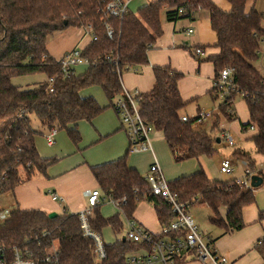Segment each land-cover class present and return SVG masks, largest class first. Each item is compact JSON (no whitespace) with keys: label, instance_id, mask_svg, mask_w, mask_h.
Here are the masks:
<instances>
[{"label":"trees","instance_id":"16d2710c","mask_svg":"<svg viewBox=\"0 0 264 264\" xmlns=\"http://www.w3.org/2000/svg\"><path fill=\"white\" fill-rule=\"evenodd\" d=\"M108 1L0 0V192L12 191L35 171L45 173L54 161L43 158L36 150L34 137L40 131L31 127V114L42 126L65 129L73 142H78V131L69 125L91 121L104 110L93 96H83L81 92L100 87L114 109L115 101L123 96V71L148 63L147 51L162 33L161 16L167 20L192 17V11L200 9L209 14L217 51L202 59L198 56L201 54L192 55L212 63L213 83L223 68L231 67L237 90L222 99L220 87L212 85L209 94L212 100L219 98L218 112L209 129L200 128L197 116L181 119L186 102L180 95L178 81L183 73L168 65L155 66L152 88L139 93V113L146 123L162 132L174 161L179 162L211 156L217 151L216 139L220 142L224 136H216L213 130L218 128L221 117L237 118L233 101L240 95L249 115L241 127L246 130L253 126L250 139L256 151L264 153V74L254 66L260 39L264 37V13L255 10L253 3L248 8L249 0H227L228 11L212 0H151L136 13L127 10L122 16H114L103 11ZM86 24L91 25L95 36L81 49L89 64L79 73L72 68V73L65 76L59 61L48 54L47 40L54 32ZM200 48L203 53L204 48ZM38 72H43L46 79L34 88L22 89L12 82L17 75ZM49 77H53L52 92L47 89ZM233 155L245 159L252 170L254 164L246 152L235 149ZM126 156L90 166L100 193L119 202L125 197L119 208L127 218L132 217L140 201L146 200L153 205L161 225H168L174 218L170 206L152 193L148 180L128 165ZM168 187L182 202L192 206L198 201L207 206L210 224L223 232L242 228V208L254 202L253 188L239 185L236 179L210 178L203 169L169 180ZM99 207L93 208L91 227L98 232L109 227L113 233H120L124 224L118 213L104 217ZM221 208L226 209L224 216ZM48 213L13 208L0 223V247L26 250L28 256L36 259L55 246L57 264H126V254L140 246L127 239H115L104 244L105 257L95 262L93 241L82 235L77 214L64 211L49 217ZM256 247L264 257V236Z\"/></svg>","mask_w":264,"mask_h":264},{"label":"crops","instance_id":"0c3cea01","mask_svg":"<svg viewBox=\"0 0 264 264\" xmlns=\"http://www.w3.org/2000/svg\"><path fill=\"white\" fill-rule=\"evenodd\" d=\"M149 1L128 0L127 9L129 10L131 5L138 8ZM212 1L225 11L230 9V3L227 0ZM250 6L251 3L249 2L248 8ZM189 27L193 29L191 33L186 32V29ZM161 28V35L156 38L151 48L147 51L148 63L131 66L124 70L121 75V84L129 91L137 89L139 92H147L152 88L154 83L153 67L168 65L172 69L183 73V76L178 81V89L182 99L186 102L185 107L191 106V117L196 116L201 109L205 108V106H201L198 103V100L204 96H210L209 91L213 85L214 78L212 63L207 60L199 61L198 58L192 55L196 46L204 48V52L198 55L200 59L217 51V48L214 46L216 43V33L211 27L209 14L206 10L200 9L194 17L181 16L174 20H167L162 15ZM69 30H71V34L56 36L47 42L46 48L48 54L56 60L60 59L64 53L74 47L83 48L92 39L91 33L84 26L82 28L76 27V29L69 27ZM83 69H85V65H76V73L83 71ZM93 89L95 87H88L81 94L83 96L91 95L94 97ZM240 105L244 109L243 116H241L239 109L233 101L237 118L232 120L235 122L232 124V128L235 129L242 139L250 138L254 133V128L242 129L241 124L248 120L249 115L243 100ZM182 115H188L187 111L182 113ZM203 122L200 125H203ZM73 127L79 133L78 142H73L65 129H56L52 144H48L46 140L52 128L41 127L43 130L47 129L44 137L46 145L52 149L46 150L43 148L39 137L40 135L43 136V131L39 130V134L34 137L36 150L43 158H53L54 161L47 166L45 173L35 171L30 179L22 182L12 191H9L12 196V201L8 202L9 208L19 207L20 209H40L45 212L55 211L58 213V211H65L76 213L86 205L83 191L87 189H99L90 171V166L127 155L128 165L137 169L138 172L143 171L140 168L138 160L128 150L129 141L127 133L114 109L103 110L91 121L81 120L75 126L69 125L68 128ZM57 130H65L71 142L61 132L57 133ZM159 132L157 144L162 139L169 156L173 159L162 132ZM221 134L222 136L224 134L231 135L225 130ZM155 138V135L150 136L152 149L145 150L151 154V162L146 167V174L151 163L156 162L159 165L160 159L157 153H155L153 146ZM233 141L235 143L234 138ZM247 154L254 164L252 175L257 174L261 176L263 181L259 186L253 187L254 202L242 208L241 213L244 226L238 230H229L227 232H223L222 229L216 227L217 231L213 236L208 234L213 240L215 248L227 258L228 264H264V257L256 247L257 241L264 236V153L255 151L254 154ZM232 157V172L230 173L234 171L235 162L233 160L235 158L238 159V157L233 156V153ZM196 159H201V156ZM239 159L241 161L244 160L243 158ZM204 168L202 164H199L193 172L203 169L208 177L215 179L205 166ZM183 175L185 174L179 176ZM243 176L244 173L239 177H232V179H239ZM50 193H56L59 199L53 200ZM148 203L142 202V205H140V201L133 211L131 218L145 230L157 234L161 231L162 225L156 216L154 207L148 206ZM225 212V208L220 209V213L223 216ZM123 224H125L124 220ZM115 235H117L116 239H120L123 238L124 234L122 232ZM177 264L203 263L189 260Z\"/></svg>","mask_w":264,"mask_h":264},{"label":"built area","instance_id":"2783aa9c","mask_svg":"<svg viewBox=\"0 0 264 264\" xmlns=\"http://www.w3.org/2000/svg\"><path fill=\"white\" fill-rule=\"evenodd\" d=\"M128 0H109L103 7L108 15L122 16L127 9ZM182 10L179 9V12ZM192 11V17L195 16ZM84 28L91 33V25L86 24ZM191 27L186 29L191 33ZM111 30L108 31V35ZM92 35V34H91ZM95 39V36H92ZM81 49L74 47L67 51L60 59L61 71L65 76L72 73V68L76 65H88L89 60L81 55ZM196 54H202L200 47L194 49ZM257 61L260 63L261 70L264 72V37L260 39V46L257 50ZM232 68H223L214 79V85L221 89V98H225L232 91H236V85L232 80ZM122 85V84H121ZM47 89L53 91V77L47 78ZM122 98L115 101L114 110L118 114L120 121L127 133L129 141V151L138 152L151 150L150 133L154 130L153 126L146 123L141 117L138 109L139 91L137 89L129 91L122 86ZM212 113L202 110L197 113L196 123L200 124ZM181 119L186 121L187 115H182ZM249 129H253L250 126ZM56 130L52 128L48 133L46 140L52 144ZM224 139L228 145L233 146L234 141L231 135L224 134ZM244 166V176L236 179V182L243 187H249L252 170L247 161H242ZM220 172H232V160L224 157L220 162ZM150 183L152 193L160 195L170 206L174 214L173 220L168 225H162L161 231L157 234L149 232L138 225L132 218L125 216L123 239L139 243L140 246L134 251L126 254V264H177L196 260L203 264H228L227 258L221 254L214 246L213 240L205 233L201 232L190 214L191 205L189 202H182L178 199L176 193L170 191L168 181L165 179L160 166L154 162L148 167V173L144 176ZM53 200H58L56 193H50ZM86 205L76 212L79 226L84 237L93 241V257L95 262H99L105 257L104 240L100 232L94 230L90 225V217L93 208L100 205L103 200L116 206L118 209L120 203L125 202V197L120 202L111 196H105L100 193L98 188L87 189L83 191ZM195 202V200H194ZM193 202V203H194ZM13 208L0 209V223L5 221L11 214ZM0 264H57L56 247L53 246L45 256L33 259L27 255V251H21L16 247L7 250L0 247Z\"/></svg>","mask_w":264,"mask_h":264},{"label":"rangeland","instance_id":"374dc122","mask_svg":"<svg viewBox=\"0 0 264 264\" xmlns=\"http://www.w3.org/2000/svg\"><path fill=\"white\" fill-rule=\"evenodd\" d=\"M249 2L251 4L252 3L254 4L255 10H257L260 13H264V0H249ZM138 8L132 7V5H131L129 7V10L133 13H136ZM262 25L264 27V19L262 21ZM80 27L82 28V26H80ZM72 28L76 29V27H72ZM77 28H79V27H77ZM70 31L71 30H69V27H68V28H65L61 31L54 32L51 36H49L47 42H49L51 39H53L56 36H66L67 34H71ZM193 52H194V50H193ZM254 66L261 73L264 74V72L261 70L259 61L255 60ZM74 68L76 69V66ZM79 70H80V68H79ZM45 79H46V75L43 72H38V73H32V74L17 75L13 78V83L15 85H18L22 89H29V88L36 87L39 84V82L44 81ZM93 87H95V89L92 90L93 95H94L95 99L97 100V102L99 103V105L104 107V110H108V109L113 110L112 106H110V104H109V100L106 98L104 93L101 91V88L98 86H93ZM113 101H115V98L113 99ZM241 102H242V97L240 95H237L234 99V104L239 109V113L241 114V116H243L244 109L240 105ZM198 103L201 106H205V108L201 109V111L205 110V111H209L213 114V115H210L207 119H205L203 122V125H201V127H200V128L209 129L215 121V115L214 114H216L218 112V105L220 103V100H219V98L212 100L211 97L208 95V96H204L201 99H199ZM186 111L188 113L187 116L191 117L190 113L192 111H191L190 105L186 106L185 109L183 108L181 110V113H184ZM30 123H31V127L33 129H35L36 131H39V130L43 131V136H41V135L39 136L40 140L43 144V148H45L46 150H51L52 148L49 147L48 145H46V140L44 137V135L47 132V129L43 130V128H41L42 127L41 122L36 117L35 114L30 115ZM234 123L235 122H233L232 120H227V119L221 117L220 123L218 124V128L213 130V133L216 136H219V135L222 136L221 131H223V130L230 133L235 140V143L233 146L228 145L227 141L224 139V137H222V140L216 144L217 151L214 154H212L211 156H201V159H199V160L196 158H191V159H185V160H182L179 162H175L173 159H171V157L168 154V150L165 147V144H164L162 139H161V142L157 144L156 141L159 140V133L160 132L158 130L154 129L150 133V136L155 135V137H156L155 141L153 142V146H154L155 153H157V155L160 159V161L158 160L159 165L161 167V170H162L166 180L167 181L172 180L175 177L182 175V174H185V175L190 174L191 172H193L195 170V168H197V166L199 164H202L203 168L205 166L208 169V171L210 172V174L217 180L227 181V180H231L232 177H239V176L243 175L244 167L242 166V161L239 158L238 159L235 158L233 160L235 162L233 173H221L219 170L220 160H222L224 157H229L230 159H232L233 158L232 153L235 149H239L241 151H244V152H247L250 154H254L256 151V148H255V146H254V144L250 138L242 139L241 136H239L237 134L235 129L232 128V124H234ZM60 132L62 133V135L65 136V138L68 141L71 142V140L68 137L65 130H57V133H60ZM244 135H245V133H244ZM128 148H129V146H128ZM131 153L133 154V156H135V158L140 163V168H141V170H143L140 173L143 176H145L146 171H147L146 167L151 162V156H150L151 154L147 151H138V152H131ZM10 200L12 201V196H11L9 191L0 192V209H5V208L9 207L8 202ZM142 202H144L146 204L148 203V201L143 200V201H141L140 205H142ZM148 206L152 207L153 205L151 203H148ZM99 211L102 214V216H104V217L118 213L121 220L122 221L125 220V215L123 214V212L120 209H118L116 206H114L113 204L109 203L107 200L102 201V203L100 204V207H99ZM61 213H62L61 211H58V214H61ZM190 214L192 215V217L195 221V224L198 226V228L201 232L205 233V235L210 234L213 236L215 234V232L217 231V228H216V226L210 224V222L208 220V216L210 215V210L208 207H206L205 205L200 204L198 201H196L190 208ZM124 231H125V229L121 230L120 233H122ZM100 234L102 235L105 243H111L112 241H114L117 238L116 237L117 235L113 234L112 230L110 228H107V227L102 228Z\"/></svg>","mask_w":264,"mask_h":264},{"label":"water","instance_id":"95a60500","mask_svg":"<svg viewBox=\"0 0 264 264\" xmlns=\"http://www.w3.org/2000/svg\"><path fill=\"white\" fill-rule=\"evenodd\" d=\"M216 142L217 143L219 142V138L218 137L216 139ZM262 181H263V179H262L261 176H259L257 174L251 175V177H250V185H251V188L259 186L262 183ZM56 215H57V213L55 211H52V212H49L48 213V216L49 217H54Z\"/></svg>","mask_w":264,"mask_h":264}]
</instances>
